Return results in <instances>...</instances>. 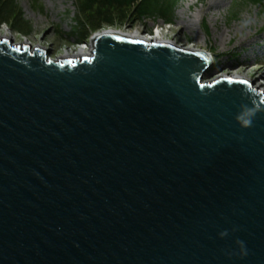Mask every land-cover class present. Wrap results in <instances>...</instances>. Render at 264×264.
I'll return each mask as SVG.
<instances>
[{
    "label": "water",
    "instance_id": "1",
    "mask_svg": "<svg viewBox=\"0 0 264 264\" xmlns=\"http://www.w3.org/2000/svg\"><path fill=\"white\" fill-rule=\"evenodd\" d=\"M90 45L0 38V264H264V90L202 50Z\"/></svg>",
    "mask_w": 264,
    "mask_h": 264
},
{
    "label": "rangeland",
    "instance_id": "2",
    "mask_svg": "<svg viewBox=\"0 0 264 264\" xmlns=\"http://www.w3.org/2000/svg\"><path fill=\"white\" fill-rule=\"evenodd\" d=\"M15 2L20 15L13 16L29 28L22 32L3 23L0 33L10 31L15 44L46 46L52 59L90 46L92 35L101 31L77 24V0H39L38 6L33 0ZM105 28L124 33L139 30L147 35L160 31L177 46L210 52L212 76L249 73L256 87L264 82V16L260 8L245 6L241 0H177L170 25L158 18Z\"/></svg>",
    "mask_w": 264,
    "mask_h": 264
},
{
    "label": "trees",
    "instance_id": "3",
    "mask_svg": "<svg viewBox=\"0 0 264 264\" xmlns=\"http://www.w3.org/2000/svg\"><path fill=\"white\" fill-rule=\"evenodd\" d=\"M241 1L245 6L260 8L264 16V0ZM176 3L177 0H77L76 22L88 27L90 31L102 30L116 24L123 25L127 21L142 22L158 18L165 24H171ZM0 4V25L9 24L14 29L26 32L29 25L15 17L20 15L15 0H0ZM33 4L38 6L39 0H33ZM236 13L233 12V15Z\"/></svg>",
    "mask_w": 264,
    "mask_h": 264
},
{
    "label": "bare ground",
    "instance_id": "4",
    "mask_svg": "<svg viewBox=\"0 0 264 264\" xmlns=\"http://www.w3.org/2000/svg\"><path fill=\"white\" fill-rule=\"evenodd\" d=\"M189 29H191V26L188 27ZM187 28V29H188ZM108 29H104V30H101V31H106ZM111 30V29H109ZM99 31V32H101ZM115 31V30H113ZM191 31V30H190ZM122 34H126L132 38H136V39H144V40H149V41H155V42H170L167 37H165V35L160 32V31H155L154 33L152 34H143L142 32H140L139 30H137L136 32L134 33H124V32H120ZM5 37H11L12 38V41H14V37L11 35L10 31H6V32H1L0 33V38H5ZM26 42H22V44H25ZM28 43V42H27ZM172 43V42H170ZM30 44V43H29ZM174 44V43H173ZM37 47H43V48H46V46H43V45H38ZM184 48V47H183ZM187 49H190V50H202V49H191V48H187ZM77 51V50H76ZM90 51L91 49L88 48V49H85V48H81L79 51L77 52H70V51H67L66 53L62 54V55H59L55 60H59L61 59L62 57H72V56H85V55H90ZM205 51V50H203ZM207 52V50L205 51ZM207 53H210V52H207ZM219 76H229V77H237V78H242V79H247V80H252L251 76L249 73H246V74H240V73H231L230 75L229 74H222V75H217L216 76H213L211 77V79H216L217 77ZM211 79H208V80H211ZM264 80V79H262ZM254 84V83H253ZM257 88L258 89H264V82H260L259 84H257Z\"/></svg>",
    "mask_w": 264,
    "mask_h": 264
},
{
    "label": "clouds",
    "instance_id": "5",
    "mask_svg": "<svg viewBox=\"0 0 264 264\" xmlns=\"http://www.w3.org/2000/svg\"><path fill=\"white\" fill-rule=\"evenodd\" d=\"M260 110L261 109L259 105H254V107L251 108H249L247 105H244L242 106V110L240 114L236 117V119L242 128H250L252 126L253 119L257 115V112ZM221 236H227V232L221 233ZM237 243L241 246L243 254L247 255L243 242L237 241Z\"/></svg>",
    "mask_w": 264,
    "mask_h": 264
},
{
    "label": "snow or ice",
    "instance_id": "6",
    "mask_svg": "<svg viewBox=\"0 0 264 264\" xmlns=\"http://www.w3.org/2000/svg\"><path fill=\"white\" fill-rule=\"evenodd\" d=\"M239 83L247 84V81H239ZM262 102H264V97H262Z\"/></svg>",
    "mask_w": 264,
    "mask_h": 264
}]
</instances>
